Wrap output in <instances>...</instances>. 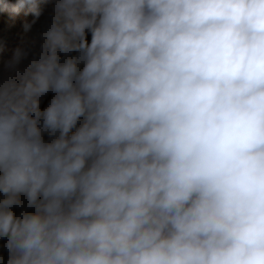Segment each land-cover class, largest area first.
<instances>
[{"label": "clouds", "instance_id": "obj_1", "mask_svg": "<svg viewBox=\"0 0 264 264\" xmlns=\"http://www.w3.org/2000/svg\"><path fill=\"white\" fill-rule=\"evenodd\" d=\"M0 242V264H264V0H51L0 69Z\"/></svg>", "mask_w": 264, "mask_h": 264}, {"label": "rangeland", "instance_id": "obj_2", "mask_svg": "<svg viewBox=\"0 0 264 264\" xmlns=\"http://www.w3.org/2000/svg\"><path fill=\"white\" fill-rule=\"evenodd\" d=\"M18 3L19 0H0V69L4 62L11 59L18 49L24 48L35 32L42 28L51 9V0L25 2L23 7L17 9ZM36 10H41L43 14L33 25L32 31L26 32L25 25L31 24L35 19ZM48 99L50 95L44 98L41 108L47 105Z\"/></svg>", "mask_w": 264, "mask_h": 264}, {"label": "trees", "instance_id": "obj_3", "mask_svg": "<svg viewBox=\"0 0 264 264\" xmlns=\"http://www.w3.org/2000/svg\"><path fill=\"white\" fill-rule=\"evenodd\" d=\"M4 255H5V258H7V253L6 252L4 253Z\"/></svg>", "mask_w": 264, "mask_h": 264}]
</instances>
